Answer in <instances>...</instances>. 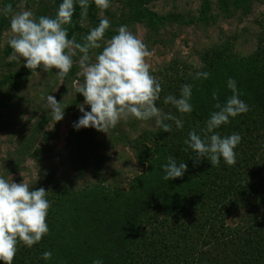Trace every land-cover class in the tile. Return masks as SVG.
I'll list each match as a JSON object with an SVG mask.
<instances>
[{
    "label": "trees",
    "instance_id": "trees-1",
    "mask_svg": "<svg viewBox=\"0 0 264 264\" xmlns=\"http://www.w3.org/2000/svg\"><path fill=\"white\" fill-rule=\"evenodd\" d=\"M246 1L234 0L233 4L242 6ZM221 5L224 10L228 7L225 0ZM95 8L90 0L87 16L93 18ZM208 10L205 1L197 19L190 17L187 22L206 24ZM145 11L151 28L177 18ZM80 12L77 3L72 23L67 25L69 38L78 36V42ZM94 21L96 27L99 21ZM2 27L0 20V31ZM218 49L201 55L198 64L204 68L175 59L153 74L163 89L157 107L181 118L184 125L177 129L168 121L171 132L155 128L142 134L136 147L141 148L138 156L145 167L127 189L101 188L95 183L82 190L62 191L57 180L48 178L44 186L50 185L46 197L51 202L49 233L31 248L18 245L13 264H92L100 255L107 260L102 264H264V30L253 57H238L225 45ZM197 71L210 76L193 79ZM24 73L32 72L25 69ZM21 75L9 74V84L17 87ZM229 78L236 81L240 99L250 109L216 129L221 136H241L236 163L228 166L221 159L219 166L212 167L203 158L194 166V153L184 151V140L193 129L199 133L210 113L217 110L213 91L222 104L231 96ZM183 84L193 85L190 114L163 103L169 94L179 98ZM169 155L188 165L182 178L163 179L162 165ZM45 251L52 253L51 259L41 258ZM83 253L84 258L93 254V259L72 260Z\"/></svg>",
    "mask_w": 264,
    "mask_h": 264
},
{
    "label": "rangeland",
    "instance_id": "rangeland-1",
    "mask_svg": "<svg viewBox=\"0 0 264 264\" xmlns=\"http://www.w3.org/2000/svg\"><path fill=\"white\" fill-rule=\"evenodd\" d=\"M205 1L209 4L207 23L187 22L190 17L197 19ZM225 1L226 10L221 0H110L108 9L102 12L95 8L93 18L87 16L80 21L79 37L95 27L94 20L107 17L111 26L101 42L103 47L119 26L127 25L152 52L147 58L152 74L175 59L198 65L205 51L219 50L220 45L230 47L238 57H253L264 30V0H248L242 6H234V0ZM61 2L0 0V9L11 4L14 11L28 9L37 18L42 15L54 18ZM145 10L161 16L176 15L177 18L167 21L164 26L151 28ZM0 20L3 23L0 31V176L9 181L29 182L33 189L45 188L48 178L57 180L62 191L82 190L95 183L101 188L114 185L127 189L132 178L145 167L138 156L141 148L136 145L143 140L145 131L157 128L154 120H121L107 133L92 127L75 129L74 122L82 116L78 106L84 100L75 91L83 82L78 66L81 54L77 51L73 67L63 81L57 78L55 69L44 72L38 68L36 72L21 75L27 70L24 59L9 60L11 49L10 53H5L11 36L9 18L0 15ZM75 38L78 42V36ZM101 50H90V55L94 59ZM15 73L22 76L17 87L9 84L7 79L9 74ZM49 94L61 105H67L63 119L58 122L45 106ZM84 107L86 111L90 110L88 105ZM234 216L237 218V214ZM92 255L84 258L83 253L82 257L76 255L72 260L89 261L88 258L93 259ZM99 258L107 262L104 255Z\"/></svg>",
    "mask_w": 264,
    "mask_h": 264
},
{
    "label": "clouds",
    "instance_id": "clouds-1",
    "mask_svg": "<svg viewBox=\"0 0 264 264\" xmlns=\"http://www.w3.org/2000/svg\"><path fill=\"white\" fill-rule=\"evenodd\" d=\"M95 6L102 12L110 7V0H93ZM78 3L83 20L87 17L90 0H62L55 17L39 16L28 9L14 11L11 4L0 9V15L9 18L11 36L7 45L12 53L9 60L24 59V67L36 72L38 68L44 72L56 70L57 78L61 81L73 67V57L77 51L81 54L78 60L80 75L83 82L76 86L84 100L79 105L82 116L74 122V128L92 127L97 131L107 133L121 121L129 118L148 121L154 120L158 129L165 133L172 131V121L177 129H182L184 121L172 113L164 112L157 107L156 102L162 92L161 82L152 74L147 58L152 55L147 45L138 38L127 25H121L116 34L107 40L103 47L101 42L110 28L107 17L100 19L99 24L81 37L77 42L75 36L69 38L66 25L72 23V17ZM95 55L90 50L101 49ZM197 68H204L200 63ZM210 73L197 71L193 79H208ZM227 87L231 96L222 104L218 92L213 91L212 98L217 102L213 105L216 111L210 113L205 126L199 133L193 129L184 140L187 148L194 153V166L206 158L212 167H217L221 159L228 166L236 163L235 149L241 141L238 133L221 136L216 129L230 122L239 114L247 113L249 106L240 99L236 81L229 78ZM191 84L180 87L179 98L169 94L164 97L165 105L171 104L181 114H190L193 105ZM42 98L44 94L42 93ZM88 105L90 110H85ZM45 106L50 109L55 122L63 119L64 109L53 95H47ZM193 155L191 157H193ZM188 165L173 155L167 157L162 165L165 181L182 178ZM48 190L44 187L33 189L29 182L9 181L0 176V262L13 264L18 251V245L33 247L49 233L47 217L51 202L46 198ZM42 259L52 258L50 251L42 253ZM92 264H102L95 259Z\"/></svg>",
    "mask_w": 264,
    "mask_h": 264
}]
</instances>
